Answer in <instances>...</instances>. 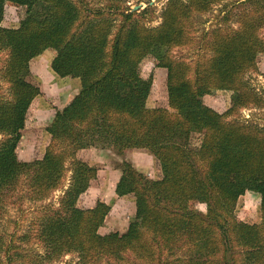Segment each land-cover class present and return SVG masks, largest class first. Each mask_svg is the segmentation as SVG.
Wrapping results in <instances>:
<instances>
[{"label":"trees","instance_id":"1","mask_svg":"<svg viewBox=\"0 0 264 264\" xmlns=\"http://www.w3.org/2000/svg\"><path fill=\"white\" fill-rule=\"evenodd\" d=\"M221 1L167 0L160 24L148 26L153 8L131 10L125 0H0V264L67 254L77 255L75 264H264V126L239 118L242 109L264 107L248 77L264 55V0L234 2L224 13L228 23L198 45L196 16ZM7 2L26 7L18 27L1 25ZM158 46L156 67L167 69L175 117L149 106L153 76L134 68ZM197 46L194 55L179 54ZM47 49L55 52L53 71L79 78L81 87L56 108L43 157L24 161L18 147L42 94L30 62ZM208 88L232 91L233 105L224 113L207 105ZM84 148L117 155L145 149L161 167L155 179L129 159L115 164L118 195L135 194L138 207L124 232L100 231L111 204L78 205L99 169L77 157ZM59 190L56 204L45 203ZM247 191L261 196L260 222L236 214ZM26 200L40 203L32 235L43 249L39 259L3 228L8 205L22 209ZM192 201L206 204V212Z\"/></svg>","mask_w":264,"mask_h":264},{"label":"rangeland","instance_id":"2","mask_svg":"<svg viewBox=\"0 0 264 264\" xmlns=\"http://www.w3.org/2000/svg\"><path fill=\"white\" fill-rule=\"evenodd\" d=\"M167 0H125V6L131 8V10L140 11L150 5L153 8L154 13L148 15L145 22L148 26H157L161 22V12L165 7ZM234 2L237 0H222L218 5H216L210 12L205 14H199L196 16V25L198 29V45L202 42V37L206 35L205 33L208 30H212L217 26L226 25V20L224 18V13L226 10L232 9ZM26 7L17 5L15 3L7 2L4 9V18L2 21V26L7 28H15L20 24L21 19L25 15ZM234 13V12H233ZM151 17L153 19H151ZM235 17H231L230 24L235 25ZM208 34V33H207ZM161 47L155 48L153 52L141 54L135 61L134 68L137 72L140 73L142 77H148L152 74L154 82L151 96L149 99L150 107H162L164 108L171 116L175 117L177 115L176 109L173 107L172 103L168 97L167 91V69L161 67H156V62L159 60L160 49ZM196 48L180 50L179 54L184 55H194L198 50ZM51 50L52 49H47ZM54 52V51H53ZM50 51L47 53L49 54ZM0 56H3V53L0 52ZM40 56V55H39ZM34 59V58H33ZM43 62L47 60V57L42 59ZM32 61V60H31ZM31 66V62H30ZM259 72L250 73L248 75L252 84L259 90L261 94H264V55H261L258 59ZM49 68V67H48ZM33 80L38 82L39 85L40 79L36 74L34 66L30 67ZM79 79V78H78ZM80 80V79H79ZM81 82V81H80ZM81 84V83H80ZM41 87V85H40ZM217 89H206L204 92V102L212 106L217 111L224 113L232 105L234 99V93L229 90H224V92H218ZM41 95V94H40ZM33 104V103H32ZM47 107L54 108L53 102L50 99L44 98L43 101L32 107L28 112V120L26 128L23 130V138L18 147V154L21 160L32 161L36 158H41L45 154L46 147L50 141V135L47 133L46 126L49 123L50 115L47 111L38 112L40 108ZM46 109V108H45ZM239 118L242 121H251L257 123L260 126H264V107H255V108H245L240 111ZM195 140L198 141L201 139L202 135L199 133H194ZM2 135H0V139ZM133 150L128 149L124 155H112L108 152L109 156L107 159H104L102 163L95 164L100 169L103 168L105 172H102L107 177L108 182L103 184L100 189H91V191L83 194L81 198L78 199V205L83 208L94 207L95 198H90L93 194L94 197H98L100 194L103 196L109 197L115 193V175L114 169L115 164L121 162L122 159H129L134 163L138 168L145 169V172H148V176L151 178L158 179L161 176V169L159 163L151 161L149 157H146L143 153H134ZM62 195V191H56L47 199V202H58L59 197ZM135 198L136 195L132 194ZM112 205V202L109 201ZM40 203H34L29 200L24 201L22 209H18L13 205H8L7 211L4 213L2 222L3 228H6V231L9 234H15L19 236L17 242L21 243L25 249L26 254H32L35 257L41 258L39 254L43 253V249L39 246L36 240L33 238V231L36 227V221L39 213L37 210L40 208ZM122 208L115 206L114 213L107 215L104 225L100 228L101 233H110L114 231L112 229L113 222L120 220L122 222L131 221L133 218H130V214L137 215L135 211L136 206L133 202L122 204ZM190 207L193 209H198L203 212H206V204L197 203L195 201L190 202ZM236 214L239 219L246 221L248 223H257L261 221V196L257 192L247 191L243 194L238 201L236 207ZM108 216H110L108 218ZM135 218V217H134ZM123 224V223H122ZM26 234L29 239L26 240L22 236ZM39 253V254H38ZM31 256V257H32ZM27 257V256H26ZM78 260L76 254H67L60 259L53 261L45 260L42 264H75ZM37 264V263H34Z\"/></svg>","mask_w":264,"mask_h":264},{"label":"crops","instance_id":"3","mask_svg":"<svg viewBox=\"0 0 264 264\" xmlns=\"http://www.w3.org/2000/svg\"><path fill=\"white\" fill-rule=\"evenodd\" d=\"M50 51L49 54H47ZM55 56V52L51 51V50H46L42 55L35 57L34 59H32L31 61V66L35 68L36 70V74L38 75L39 79H40V85H41V90H42V94L39 95L32 104V107L34 106V104L38 105L43 101V97L50 99V101L53 102V106L54 108H49L47 109V107L44 108H40L37 111L38 112H42V111H47L50 115V119H49V123L47 124V126L51 123V121L54 118L55 115V111L56 108H63L66 104H68L71 99L79 92L80 87H81V82L78 78H72V77H60L59 75H57L52 67H51V62L52 59ZM47 57V60H45V62H43V58ZM30 66V67H31ZM49 67V68H48ZM161 68V67H159ZM164 70V68H161ZM166 69V68H165ZM153 89V87H152ZM224 92V90H219L218 92ZM212 107V106H211ZM46 108V109H45ZM31 109V108H30ZM46 126V127H47ZM133 150L132 154H136V153H143L146 155V157H149V159L151 161H155L157 164V160L154 158V156L151 154V152H149L148 150L145 149H130ZM109 153H111L112 155H116L113 151L110 150H102V149H98V148H84L78 151L77 153V157L88 162L91 165H95V164H100L102 163V161H104V159H107V157L109 156ZM110 157V156H109ZM133 162V161H132ZM135 163V162H133ZM137 164V163H135ZM136 166V165H135ZM160 166V165H159ZM137 167V166H136ZM138 168V167H137ZM142 172H144L145 174L148 175V172L145 169H140ZM161 169V167H160ZM161 171V170H160ZM102 172H105V170H103V168H99L98 169V173H97V177L94 179H91L88 182L87 188L86 190L80 195L79 198H81V196L89 191H91V189H100L101 186H103V184L105 183V179H106V183L108 182L107 177L102 174ZM114 175H115V194L109 197L103 196V194H100L98 197H94L93 194L90 196V198H95V203L94 205L97 204L98 201H105L107 203H110L109 201L112 202V210L110 211V215L111 213H114L115 211V206H119L120 208H122V204H124V202L126 203H130L133 202L136 206L135 211L137 212L138 207H137V202H136V198L132 195H124V196H119L117 193V183L121 177V171L117 168L114 169ZM149 177H151L149 175ZM162 177V171H161V176L159 178ZM133 213V212H132ZM130 214V218H134L136 217L135 214ZM110 216H108L109 218ZM113 227L112 229L114 231H120V232H124L126 231L128 225H129V221L127 222H122L120 224V220H116L113 222Z\"/></svg>","mask_w":264,"mask_h":264}]
</instances>
